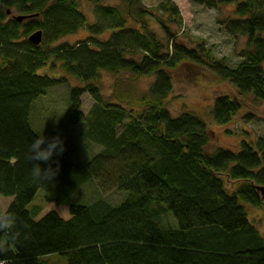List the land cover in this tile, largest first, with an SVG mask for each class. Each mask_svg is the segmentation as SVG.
Here are the masks:
<instances>
[{"label": "trees", "instance_id": "obj_1", "mask_svg": "<svg viewBox=\"0 0 264 264\" xmlns=\"http://www.w3.org/2000/svg\"><path fill=\"white\" fill-rule=\"evenodd\" d=\"M78 1L0 0V196L12 198L6 210H15L27 225L21 243L10 244L0 260L50 264L43 257L56 254L67 264H264V236L244 206L264 205L257 190L264 186V139L243 140L238 151H208L206 123L194 113L173 116L164 104L175 71L189 66L208 67L240 96L264 101V0H197L210 9L233 5V17L220 24L228 35L246 38L235 67L214 59L205 44L160 42L146 22L154 14L139 0H125L124 9L94 0L92 24ZM157 8L178 17L170 1ZM13 16L27 18L17 22ZM80 30L88 32L86 40L55 45ZM36 31H42L37 46L28 40ZM56 63L61 77L47 71ZM122 71L154 77L140 104L144 111L105 101L97 84L101 73ZM68 78L87 85L71 87L67 112L52 136L83 123L85 138L101 150L87 164L75 162L72 145L60 134L65 151L54 157L59 172L47 186L38 185L27 159L28 145L39 135L30 111ZM84 93L94 102L87 116ZM240 109L239 100L220 95L211 116L226 125ZM225 178L238 186L227 188ZM91 183L127 195L115 205L102 199L74 203L72 196ZM38 190L46 203L68 204L69 219L53 211L37 219L38 211L27 207ZM5 238L0 233V241Z\"/></svg>", "mask_w": 264, "mask_h": 264}, {"label": "rangeland", "instance_id": "obj_2", "mask_svg": "<svg viewBox=\"0 0 264 264\" xmlns=\"http://www.w3.org/2000/svg\"><path fill=\"white\" fill-rule=\"evenodd\" d=\"M93 1H78L79 9L85 15L87 24L94 23L93 8L95 3ZM124 1L100 0L99 4L118 6V8L124 9ZM139 1L143 7L152 10L154 17H146V22L148 28L155 32L160 42H168L167 44L171 47V42L176 41L187 48H198L200 44H205V47L212 49L214 59H223L229 67H235L242 60L241 55L246 50V38L228 35L220 24V22L233 17V5H219L217 8L210 9L198 3L197 0ZM168 1L176 6L179 12L178 17L171 18L157 8L160 4H166ZM158 19L167 25L172 37L165 34ZM88 36L86 30H80L76 34L62 38L55 45L61 43L74 45L86 40ZM47 71L52 77L64 75L59 63H56L52 70L48 68ZM153 81V76L135 78L128 71H122L117 75L102 72L97 84L106 102H122L128 109L131 107L136 112H142L145 110L141 107L144 102L142 99L148 95ZM86 85L73 78H68L67 84L50 89L45 96L40 97L32 105L29 117L31 128L39 135L51 137L57 131L67 112L71 87ZM220 95H228L231 99L241 102L240 111L226 125L216 124L211 116L214 99ZM81 102L82 112L84 116H87L94 104L93 99L88 93H84ZM164 104L173 116H179L185 112L194 113L206 123V130L211 138L208 151L217 147L238 151L243 140L254 144L259 139H264V101H257L251 95L240 96L230 82L220 79L208 67L189 66L176 70L173 90ZM85 130L86 124L82 123L60 133L73 147L70 158L81 164H87L101 150V147L99 148L98 145L85 138ZM225 181L229 189L238 186L237 183H231L229 179L225 178ZM76 194L77 192L72 196L74 203L84 204L102 199L112 205L123 201L127 195L125 192L116 190L104 191L96 183L85 186ZM11 201L12 198L0 196V212L5 211ZM68 206V204L46 203L42 191L38 190L27 208L38 211L37 219L53 211L67 220L70 217ZM244 206L248 212L249 220L264 236V205L260 209L247 204ZM43 260L50 264H67L66 257L56 254L45 256Z\"/></svg>", "mask_w": 264, "mask_h": 264}, {"label": "clouds", "instance_id": "obj_3", "mask_svg": "<svg viewBox=\"0 0 264 264\" xmlns=\"http://www.w3.org/2000/svg\"><path fill=\"white\" fill-rule=\"evenodd\" d=\"M65 151V143L60 134L46 137L37 135L27 149V159L31 162L30 178L38 185L47 186L53 182L59 172V160L54 157L61 156ZM27 229L15 210H5L0 212V233L5 234L6 238L0 241V253L9 251V245L21 243L22 231ZM0 264L6 261L0 260Z\"/></svg>", "mask_w": 264, "mask_h": 264}, {"label": "water", "instance_id": "obj_4", "mask_svg": "<svg viewBox=\"0 0 264 264\" xmlns=\"http://www.w3.org/2000/svg\"><path fill=\"white\" fill-rule=\"evenodd\" d=\"M86 1H92V0H86ZM10 11L7 12L9 14ZM27 17L24 16H13V19L17 22H22L25 20ZM28 40L33 44V45H39L42 42V31H36L33 34H31L28 38ZM257 190L260 192L262 199L264 200V186L263 187H257Z\"/></svg>", "mask_w": 264, "mask_h": 264}]
</instances>
